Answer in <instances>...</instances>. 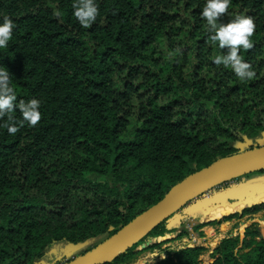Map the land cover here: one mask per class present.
Returning <instances> with one entry per match:
<instances>
[{
  "label": "trees",
  "instance_id": "1",
  "mask_svg": "<svg viewBox=\"0 0 264 264\" xmlns=\"http://www.w3.org/2000/svg\"><path fill=\"white\" fill-rule=\"evenodd\" d=\"M97 3L96 20L84 27L73 0H0V22H15L0 67L17 102L36 97L42 113L15 134L3 126L7 115L0 119V264H61L240 145H264V0H232L220 17L254 19L253 46L241 49L256 72L251 80L213 63L227 46L211 40L200 15L205 0ZM12 115L19 119V108ZM261 211L264 201L197 227ZM176 213L105 264L133 260L146 238L183 237L170 225ZM208 251L187 246L154 264H202ZM208 264H264L259 226L221 239Z\"/></svg>",
  "mask_w": 264,
  "mask_h": 264
},
{
  "label": "water",
  "instance_id": "2",
  "mask_svg": "<svg viewBox=\"0 0 264 264\" xmlns=\"http://www.w3.org/2000/svg\"><path fill=\"white\" fill-rule=\"evenodd\" d=\"M262 169H264V145L253 148L246 147L238 153L219 158L186 177L167 191L158 202L135 216L127 224L120 226L92 250L103 247L97 256L90 255L92 251H89L66 258L61 264H105L111 262L139 242L153 227L178 212L205 191L226 183L235 175L257 172ZM184 183H186L184 187H179ZM263 195L264 185L251 184L234 188L211 200L210 203L236 206L231 202H244L249 208L256 204V201ZM241 212L237 211V213ZM60 253L62 257H58L57 260L64 257L65 250L61 249Z\"/></svg>",
  "mask_w": 264,
  "mask_h": 264
},
{
  "label": "clouds",
  "instance_id": "3",
  "mask_svg": "<svg viewBox=\"0 0 264 264\" xmlns=\"http://www.w3.org/2000/svg\"><path fill=\"white\" fill-rule=\"evenodd\" d=\"M232 0H205L200 15L206 19L211 40L217 42L221 49L227 46L226 54H217L213 58L216 65L231 67L241 80H251L256 72L252 64L243 58L241 49L253 46L252 35L256 24L250 15L236 14L228 22H222L220 17L229 11ZM73 16L84 27H89L99 14L97 0H73ZM15 22L10 17H4L0 22V49L6 48L13 36ZM41 101L32 97L27 101L17 102V94L11 83V74L5 67H0V119L7 115L3 126L8 133L15 134L25 124L36 125L41 119ZM19 108L21 117L18 119L12 113Z\"/></svg>",
  "mask_w": 264,
  "mask_h": 264
},
{
  "label": "rangeland",
  "instance_id": "4",
  "mask_svg": "<svg viewBox=\"0 0 264 264\" xmlns=\"http://www.w3.org/2000/svg\"><path fill=\"white\" fill-rule=\"evenodd\" d=\"M240 148L245 149L246 145H240ZM223 184L225 185H223V187L221 188L205 191L203 194L199 195L197 198L188 203L182 210H180L170 219L171 226H177L180 228V230H183L185 232V238H183L184 240H182V237L172 239L175 238L179 232L173 233L174 235L166 234L162 237L146 238L140 245L136 247L135 250L139 251L136 257L128 263L124 264H154L166 257L168 254L186 247V245H201L200 240H198V236H202L203 234L199 231L200 228L197 227L199 224L206 223L211 220H218L220 219L218 217L220 214H222V216H227L231 213L243 211L245 208H247L246 203L234 201L231 203H235L234 205L236 206L229 208V210L227 211L225 207H228V204L226 206H222L220 204H212L210 203L211 200L216 199L219 196L226 194L230 190L241 186L251 184L264 185V172H251L235 175L232 179ZM263 201L264 197H261L258 199V201H256V204ZM214 209L217 210L213 213V216L218 219H209L211 211ZM226 223L223 229V231L226 230L225 235L237 236V234H239V229H244L250 224L256 223L264 236V211L258 212L254 215H245L239 218L236 217ZM106 238V235H101L96 238L89 239L80 244L74 251L68 253L66 255V258H71L92 251ZM154 243H159V245L156 248H150V246ZM58 251L59 248H57L56 251L52 250V254L49 253L45 257L44 261L46 263H51L52 260L56 258ZM209 252L210 249L201 257L202 264L209 263Z\"/></svg>",
  "mask_w": 264,
  "mask_h": 264
},
{
  "label": "crops",
  "instance_id": "5",
  "mask_svg": "<svg viewBox=\"0 0 264 264\" xmlns=\"http://www.w3.org/2000/svg\"><path fill=\"white\" fill-rule=\"evenodd\" d=\"M223 205H225V204H222V206ZM225 208L228 211L230 207L228 206ZM216 210L217 209H214L211 211L209 219H218V218L213 216V213ZM221 216H222V214H220L218 217L220 218ZM227 222H229V221H227ZM225 223L226 222H223L221 224L207 225V226L200 228L199 231L202 232L203 235L198 236V240H200L201 245L206 246L208 248V250L210 249V251H211L213 248H215V246L220 242L221 239H223L225 237H231L230 235H225L226 230L223 231V229L225 227ZM244 229H239V232H238L239 234H237V233L236 234L239 235L240 237H243ZM172 235H174V234H172ZM183 238H185V235H184V237H182V240H184ZM187 246H193V244L192 245H186V247Z\"/></svg>",
  "mask_w": 264,
  "mask_h": 264
},
{
  "label": "bare ground",
  "instance_id": "6",
  "mask_svg": "<svg viewBox=\"0 0 264 264\" xmlns=\"http://www.w3.org/2000/svg\"><path fill=\"white\" fill-rule=\"evenodd\" d=\"M185 185H186V183L180 185L179 187H184ZM261 197H264V195L261 196ZM261 197H260V198H261ZM225 205H226V204H225ZM102 249H103V247H102V248H99V249H96V250L92 251V252L90 253V255L97 256V255L102 251Z\"/></svg>",
  "mask_w": 264,
  "mask_h": 264
},
{
  "label": "flooded vegetation",
  "instance_id": "7",
  "mask_svg": "<svg viewBox=\"0 0 264 264\" xmlns=\"http://www.w3.org/2000/svg\"><path fill=\"white\" fill-rule=\"evenodd\" d=\"M59 254H61L60 252H59ZM64 255V254H63ZM58 257H62V254L61 255H59Z\"/></svg>",
  "mask_w": 264,
  "mask_h": 264
},
{
  "label": "built area",
  "instance_id": "8",
  "mask_svg": "<svg viewBox=\"0 0 264 264\" xmlns=\"http://www.w3.org/2000/svg\"><path fill=\"white\" fill-rule=\"evenodd\" d=\"M204 196H206V195H204Z\"/></svg>",
  "mask_w": 264,
  "mask_h": 264
}]
</instances>
